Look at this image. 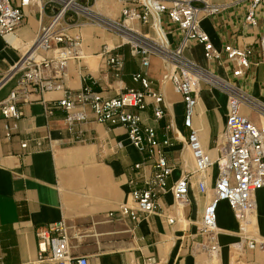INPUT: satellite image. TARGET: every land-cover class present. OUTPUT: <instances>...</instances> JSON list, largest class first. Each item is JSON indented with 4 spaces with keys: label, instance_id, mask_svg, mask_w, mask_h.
<instances>
[{
    "label": "crops",
    "instance_id": "crops-1",
    "mask_svg": "<svg viewBox=\"0 0 264 264\" xmlns=\"http://www.w3.org/2000/svg\"><path fill=\"white\" fill-rule=\"evenodd\" d=\"M18 2L14 0L15 4ZM204 2L223 7L218 14L204 17L201 22L217 50L222 51L225 45L254 49L252 69L239 83L252 97L264 102V51L260 47L264 13H257L258 23L253 26L245 20L250 0H201L194 4L202 7ZM24 12L25 22L15 33L13 45L0 37V102L17 86L20 73H12V69L34 43L41 23L38 9L27 8ZM43 20L47 22L49 15ZM165 28L170 31L172 26L165 22ZM142 30L146 31V27ZM104 31L90 25L72 31L82 37L83 57L69 63L67 88L80 91L83 78L88 77L97 81L95 90L106 98L116 97L125 89L142 90L133 81V75L142 69L141 61L131 55L128 46L118 50L126 62L122 77L116 79L112 75L101 52L105 45L116 48L120 39ZM185 55L218 77L233 79L231 64L226 60L207 62L201 45L191 44ZM148 75L153 89L164 95L166 115L156 120L150 104L142 117L146 125L156 129L160 140H170L166 156L174 167L168 181L171 187L185 172L194 170L185 145L189 130L184 126L183 98L165 81L166 69L161 59H151ZM63 96V92H50L33 102L20 104L23 115L11 143L3 139L0 113V264H55L39 260L35 231L58 221H65L70 228L72 256L87 257L89 264H144L150 258L158 264H233L232 252L243 255L237 245L235 219L226 203L221 204L220 211L229 213L233 228L220 221V228L229 233L219 239L221 252L212 256L200 248L202 238L196 236L197 224L207 200L197 190L196 177L192 179L188 205L177 207L169 192L160 198L156 213L138 221L124 215L122 206L129 203L133 188H143L152 174L150 160L130 143L123 127L101 125L90 119L69 131L66 114L55 106ZM48 106L53 108L52 116L47 115ZM87 112L92 116L88 109ZM226 116V95L217 89L202 88L194 127L207 150L212 151L224 133ZM48 136L51 141L46 139ZM28 139H43L44 149L36 151L32 144L24 153L20 142ZM137 163L142 167L135 170ZM212 172L216 175V170ZM213 185L214 179L209 182L211 188ZM262 193L257 196L260 233L264 225L259 205ZM168 217L175 222L169 224ZM260 255L264 261V254ZM236 264L263 263L245 260Z\"/></svg>",
    "mask_w": 264,
    "mask_h": 264
},
{
    "label": "built area",
    "instance_id": "built-area-1",
    "mask_svg": "<svg viewBox=\"0 0 264 264\" xmlns=\"http://www.w3.org/2000/svg\"><path fill=\"white\" fill-rule=\"evenodd\" d=\"M77 1L19 0L15 4L14 0H0V37L9 46L13 45L15 33L25 22V9L38 6L41 20L34 43L12 69V73H20L18 84L0 102L3 139L11 143L16 135L17 123L23 115L20 104L33 102L50 92H63L64 96L55 106L66 114L69 131L73 132L77 124L90 119L101 125L123 127L130 143L151 162L152 174L143 188H133L129 203L122 206L124 215L138 221L156 213L160 198L169 192L177 207L188 205L192 179L196 177L197 190L207 200L197 224L196 236L202 238L200 248L212 256L221 252L219 239L229 233L220 228L219 211L221 204L226 203L238 223L236 235L240 249L264 252V237L260 236L254 222L257 196L264 191V102L252 97L239 83L248 77L255 51L252 47L232 45H225L219 51L201 26L202 18L218 14L223 7L206 2L202 7L194 4L201 0H118L123 6L119 19L113 20ZM259 11L264 13V0H250L246 22L256 26ZM47 15L49 20L44 22L43 17ZM81 18L88 23L81 22ZM165 22L172 26L170 31L165 28ZM83 25L100 27L120 39L116 48L105 45L101 52L114 78L120 79L125 70L126 62L118 51L120 48L128 46L131 55L140 59L142 69L133 75V81L140 84L142 90L125 89L116 97L106 98L95 90L97 81L88 77L83 78L80 91L67 88L69 63L83 57L82 37L72 31ZM142 27H146V31ZM191 44L203 47L207 62L228 61L233 79H222L188 59L185 52ZM260 47L264 51V38L260 40ZM44 53L52 55L43 56ZM153 57L162 60L165 81L183 98L184 126L189 130L185 145L194 163V170L185 172L171 187L168 181L174 167L166 156L170 140H160L156 129L146 125L142 117L150 104L156 120L166 115L164 95L153 89L148 75ZM209 76L217 81L209 80ZM206 83L217 85L227 97L225 130L212 151L205 148L199 130L194 127L199 95ZM46 111L48 116L53 115L50 106ZM46 139L51 141L50 136ZM20 144L24 153L32 144L36 151L44 149L43 139L23 140ZM141 167L140 163L134 165L135 170ZM167 219L169 224L175 222L172 217ZM35 234L40 261L89 264L87 257L72 256L70 228L65 221L39 227ZM144 264L158 263L150 258Z\"/></svg>",
    "mask_w": 264,
    "mask_h": 264
},
{
    "label": "rangeland",
    "instance_id": "rangeland-1",
    "mask_svg": "<svg viewBox=\"0 0 264 264\" xmlns=\"http://www.w3.org/2000/svg\"><path fill=\"white\" fill-rule=\"evenodd\" d=\"M96 1H97V4H96ZM77 3L82 4V5L87 4L86 6L91 8V11H94L103 17H107V18H110L113 20L118 19L117 17L119 15V11H121V9H122L121 3L118 0H78ZM34 9L39 10L38 6L34 7ZM80 21L83 23H86V22L88 23V20H86L84 18H81ZM90 26H92V25H90ZM95 27H97V26H95ZM110 36L113 37L112 35H110ZM204 87H210L212 89L219 90L218 88H216L217 85H215V84H207L206 83V84L202 85V88H204ZM219 91H221V90H219ZM262 192L263 193H262V196L260 197L259 205L261 208V215L264 217V191H262ZM259 212H260V209L257 210V212L255 213V216H254V218H255L254 222H255V225L257 228H258V220L257 219H259L258 216L260 215ZM220 221L222 222V224L228 226L229 228H233V219L231 218L229 213H227L224 210L219 211V224H220ZM235 226L237 229L238 223L236 220H235ZM262 226L263 227L261 229L260 234L264 235V225H262ZM258 231L260 232V230H258ZM235 235H236V232H235ZM237 240L239 241L238 238H237ZM242 253H243L242 256H237L236 253L234 254L232 252L233 264H236V262H238V261L245 262V260L250 261L252 263L256 262V263H263L264 264V261L262 259V256L260 255V252L249 251V250H246L243 248Z\"/></svg>",
    "mask_w": 264,
    "mask_h": 264
},
{
    "label": "bare ground",
    "instance_id": "bare-ground-1",
    "mask_svg": "<svg viewBox=\"0 0 264 264\" xmlns=\"http://www.w3.org/2000/svg\"><path fill=\"white\" fill-rule=\"evenodd\" d=\"M96 4H97V1H96ZM209 80H211V81H214V82H216L217 81V79H215L214 77H212V76H209ZM256 229H257V227H255ZM261 253H263L264 254V252H261Z\"/></svg>",
    "mask_w": 264,
    "mask_h": 264
}]
</instances>
